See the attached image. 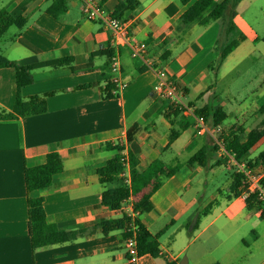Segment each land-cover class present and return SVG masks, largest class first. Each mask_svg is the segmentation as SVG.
I'll return each instance as SVG.
<instances>
[{"label": "crops", "instance_id": "obj_1", "mask_svg": "<svg viewBox=\"0 0 264 264\" xmlns=\"http://www.w3.org/2000/svg\"><path fill=\"white\" fill-rule=\"evenodd\" d=\"M53 1L0 0V10L25 19L21 29L11 26L5 32L10 34L3 53L6 59L23 66L72 59L69 65L32 70L31 83L21 88L25 99H44V113L0 121V264H126L121 232L102 235L97 224L119 219L140 194L130 195L118 210L101 205L102 191L114 187L100 185L96 174V169L112 156L105 148L107 142L123 144L124 156L130 149L139 171L155 159L179 167L150 196L152 208L139 219L151 235L167 227L156 239L160 255H142L136 264H179L183 257L185 264H223L210 253L200 252L199 246L192 253L190 249L197 242L221 244L227 235L239 231L243 232L238 239L251 257L248 240L257 245L260 232L256 228L264 216L255 207L247 209L245 201L228 191L235 174L231 169L226 200L213 198L204 206L198 204L195 185L205 184L201 177L205 171L215 175L216 167L229 168L217 153L210 158L208 168L190 166L188 160L217 136L240 134L244 141L246 133L259 123L264 116L260 109L264 100L258 105H245V101L249 96L258 100L264 95V67L243 85V91L230 92L229 84L222 87L219 96L227 118L217 130L208 121L199 134V127H188L169 142L170 129L177 130L181 116L187 113L169 119L162 115L170 103L153 92L155 76L140 59L131 56L130 45L143 43V56L158 63L166 76L178 84L182 101L195 102L207 87H216L239 66L264 59V44L257 40L264 35V0H240L237 4L233 22L244 39L215 70L209 66L217 55V46L225 41L221 35L223 21L202 24L208 10L190 23L180 20L196 0H186L184 4L181 0H134L132 5L126 0H99L107 13H116L127 23L128 39L117 48L100 22L84 18L77 0H56V16L46 12ZM116 49L119 79L125 86L117 97L105 99L102 92L111 79L109 57ZM14 96V73L0 68V108L10 111ZM228 106L237 108L231 110ZM232 118L236 120L226 122ZM133 124L139 129L127 145L126 132ZM263 143L264 136L252 150ZM49 152L59 155L61 172L53 175L50 186L27 193L24 169L44 163ZM256 157L249 155L251 161ZM258 168L264 184V169ZM125 176L129 177L127 165ZM194 178H198L196 184ZM218 192L214 196H219ZM28 198L42 199L47 224L66 232L87 233L71 243L33 250L28 234ZM195 215L197 226L190 234L188 226ZM227 227L232 229L224 235ZM228 253L224 257H230ZM258 264H264V256Z\"/></svg>", "mask_w": 264, "mask_h": 264}, {"label": "trees", "instance_id": "obj_2", "mask_svg": "<svg viewBox=\"0 0 264 264\" xmlns=\"http://www.w3.org/2000/svg\"><path fill=\"white\" fill-rule=\"evenodd\" d=\"M186 0H181L184 4ZM240 0H196L189 8L182 14L181 22L187 24L197 19L205 11H209L205 20L201 23L205 24L209 20L221 19L223 25L221 27V35L225 37L224 43L217 46V55L209 67L214 70L221 64L224 58L235 49L244 36L237 30L233 18L236 14L235 8ZM56 0L46 9L49 15L56 16L58 12L54 9ZM128 5L134 4V0H126ZM117 18L119 15L112 14ZM25 25V19L20 16H13L5 10H0V38L11 26L21 29ZM264 44V35L257 39ZM111 55V54H110ZM109 55V56H110ZM71 58H60L46 62L35 63L31 65H19L15 61L8 60L0 55V68H9L14 73L15 81V96L12 109L6 111L0 108V121L14 120L21 117L37 115L44 113L46 110L45 101L43 98L33 96L25 99L21 95V88L31 83L30 72L34 69L44 67H58L71 64ZM178 89L180 87L176 83ZM114 89L113 84L109 82L106 86V91L103 93V98L109 99L117 97L111 94ZM221 98L215 92V85L212 84L201 92L195 102L186 104L190 114L181 116L179 128H171L169 131V142H172L180 130L186 129L196 125V119L202 120L204 123L210 122L213 128L220 126L227 118L223 110ZM200 102V103H199ZM261 112L264 113V104L261 106ZM184 109L177 105H169L162 115L169 119L171 116H178ZM139 127L136 124L130 126L126 132L127 145L132 143L135 134ZM264 136V116L259 123L249 130L244 141H241L240 134H234L228 137H223V145L226 151L234 154L237 162H246L247 165H260L264 169V151L260 152L254 161H251L249 155L255 143ZM105 148L112 152L110 159L106 160L102 166L96 169V174L100 185H113L114 187L104 189L101 193L100 203L111 210H118L123 204L127 202L130 195L140 196L133 202V209L138 211L137 218L132 222L127 213H123L119 219L105 220L97 224L100 234L106 235L112 231H120L123 238L130 237L134 234L136 247L139 257L142 255H149L151 257H158L160 250L156 241L157 237L166 231L167 227L156 235H151L148 230L139 222L140 216L151 210L152 206L149 201L150 196L160 187L164 179L169 178L178 171V166H169L164 164L160 159L153 160L146 169L139 171L137 169V158L135 154L128 149L126 156L123 155L125 147L121 143L112 144L105 143ZM217 152V146L206 144L197 150L188 160L190 166H199L208 168V162L212 155ZM126 160V164L124 162ZM126 165L129 169L130 183L127 186L124 183L125 178L120 174L125 172ZM62 161L56 152H49L44 163L24 169V183L26 192L45 188L51 185L53 175L61 172ZM241 174H234L233 181L228 187V191L237 197L238 187L241 183ZM247 209L254 207L251 200L245 201ZM27 215H28V234L30 238L31 248L37 249L47 245L71 243L75 241L80 235L87 233V231H73L66 232L57 229L55 226L47 224L45 213L42 207V199L28 198L27 199ZM264 216V214H262ZM197 226L194 224L191 231ZM133 227L135 230L133 231ZM165 264H177L175 261H169ZM219 264V263H214Z\"/></svg>", "mask_w": 264, "mask_h": 264}, {"label": "built area", "instance_id": "obj_3", "mask_svg": "<svg viewBox=\"0 0 264 264\" xmlns=\"http://www.w3.org/2000/svg\"><path fill=\"white\" fill-rule=\"evenodd\" d=\"M80 3V10L84 18L90 21L100 22L105 29H107L111 36V44L114 48L126 43L128 39L127 23L121 18H117L112 14L107 13L99 0H77ZM131 56L133 58L140 59L146 69L150 70L155 76V82L153 85V92L160 98L168 101L170 104L177 105L179 108L184 109L185 113L190 114L186 104L182 101V93L178 89L176 82L166 76L163 68L153 60H150L143 56L146 51V47L143 43L134 42L130 45ZM109 73L111 74L110 82L113 84L114 89L111 94L118 96L119 92L124 88L125 84L119 79L120 63L119 52L116 49L109 57L108 62ZM199 127L197 133L201 132L205 123L196 119V125ZM217 130L218 128L215 127ZM214 144L217 146V151L220 156L225 160L229 169L234 173L241 174V183L238 187L237 197L243 201L251 200L254 207L262 215L264 214V184L262 183V173L256 166H249L246 162H237L234 158V154L225 150L223 145V137L217 136L213 138ZM126 164V160H124ZM124 177V183L128 186L130 183L129 177L125 176V172L120 174ZM127 215L133 222L137 216L138 211L133 209V206L127 211ZM133 231L135 227L132 228ZM123 245L125 250L126 264H136L139 255L137 252L136 241L134 234L130 237L123 238Z\"/></svg>", "mask_w": 264, "mask_h": 264}, {"label": "rangeland", "instance_id": "obj_4", "mask_svg": "<svg viewBox=\"0 0 264 264\" xmlns=\"http://www.w3.org/2000/svg\"><path fill=\"white\" fill-rule=\"evenodd\" d=\"M9 35V31L7 33H4L1 37L2 39L0 40V55L2 57H4L3 53L5 52L6 48L5 41ZM254 58H257V53L254 54ZM263 67L264 59L259 61L258 63L254 62L253 64H250L249 62H247L245 65L239 66L237 72H234L232 76L225 77L221 82L216 85L215 92H217V94L219 95V92L221 91L222 87L228 84L230 85V92L243 91V85H246L254 75L260 73ZM245 69L247 71L243 73ZM253 99L254 97L249 96L245 101V105H248L252 102H255V104L258 105L259 102L264 100V95L262 97H259L258 100ZM228 108L234 110L233 108L236 109L237 107L228 106ZM235 120V118H232L227 120L226 122H233ZM262 151H264V143L258 145L255 149H253L250 153V157L257 156L258 153ZM216 153L220 156V153L218 151ZM221 158L223 159V157ZM256 167H260V165H257ZM231 175L232 171L230 169L224 168L223 166L216 167L215 175H211L209 171H205L204 175L201 176L203 177V181L205 182V184L195 185V189L199 195V197L197 198L198 204L204 206L208 201L212 200L213 198H215L217 201L226 200L225 195L227 194V191L225 190V187L230 181ZM197 180L198 178H194L193 183L196 184ZM217 191H219V196L217 194L216 196H214V193H217ZM221 220L225 221L223 217L221 218ZM258 223L259 225L256 229H258V231L260 232H258L260 238L257 245L250 244L248 240V248L252 250L253 253L251 257L249 256L250 253L248 252L246 246L242 244L238 239L239 236L242 235L243 231L227 235L232 229L231 227H227L224 234L227 235V238L225 239V241H223V243H216L215 245H212L211 243H205L202 245H198L199 243L197 242L193 247H191L190 253L194 251L196 246H199L200 252L210 253L212 258L219 259V261H221L223 264H258L261 262L264 256V219H259ZM192 232L193 231H191L190 234H193ZM261 244H263V246H261ZM227 252H229L228 255H230V257H224V253Z\"/></svg>", "mask_w": 264, "mask_h": 264}, {"label": "water", "instance_id": "obj_5", "mask_svg": "<svg viewBox=\"0 0 264 264\" xmlns=\"http://www.w3.org/2000/svg\"><path fill=\"white\" fill-rule=\"evenodd\" d=\"M196 219H197V216H194V217L192 218V220H191V222H190V224H189V226H188V230H192V228H193V226H194V224H195V222H196ZM179 264H185V257H183V258L180 260Z\"/></svg>", "mask_w": 264, "mask_h": 264}]
</instances>
